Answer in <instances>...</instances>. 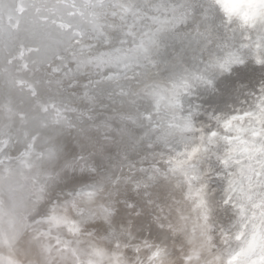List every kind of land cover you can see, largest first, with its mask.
<instances>
[{
	"label": "snow or ice",
	"instance_id": "6c2138e0",
	"mask_svg": "<svg viewBox=\"0 0 264 264\" xmlns=\"http://www.w3.org/2000/svg\"><path fill=\"white\" fill-rule=\"evenodd\" d=\"M96 7L99 11L95 14L103 24L98 25L96 34H90L88 39L109 49L119 40L121 47L114 53L97 55L99 49L92 43L74 40V45L85 46L81 51L69 52L76 61L75 66L68 62V57H62L65 63L50 69L51 77L60 86L59 91L69 93L67 97L61 96L59 107L52 105L56 110L55 123L65 121L71 127L73 119L82 122L86 114L94 119L92 113L97 106L103 105L105 100L115 103L119 98L122 104L115 109L116 116L103 120L97 132L105 141H115L116 137L101 129L111 127L121 136V147L128 160L124 166L129 168V175L121 176L119 181L113 179L109 149L95 137L90 138L88 145L80 141L79 153L61 147L49 137L37 155V144L44 133L39 130L26 133L20 140L11 125L0 127V166L5 170L15 161L30 168L28 159L37 155V159L53 165L55 179L72 184L68 192L56 186L46 196L37 197L45 202L35 208L33 221L46 224L47 235L63 245L64 250L69 241L61 239L59 233L53 235L54 229L67 228L77 245L86 244V249H73V255L78 251L83 254V259L78 257V264H104L105 256L107 264H174L165 241L152 244L145 241L149 253L146 258L139 255L135 260L127 258L125 233L132 235L135 223L130 226L117 218L121 207L133 213L140 208L137 219L144 216L149 202L155 204L156 201L148 195L146 201L130 202V193L145 196L154 185L165 187L167 180L179 173L188 182L185 200L191 199L190 207L196 215L192 233L199 232L201 237L200 247L185 253L186 259H200L203 251L210 250L209 241L215 230L219 233L220 247L204 264H264V0H115ZM108 12L115 19L109 21ZM129 12L135 18L132 23H129ZM117 19L128 29L122 35L116 34ZM136 20L140 21L139 25ZM177 43L180 51L168 61L170 66L164 67L158 78L152 75L149 65L160 68L158 61L163 58L162 53L170 46L175 51ZM189 52L192 64L185 59ZM20 55L23 57V52ZM109 64L116 69L115 76L122 74L121 69L131 70L134 75L143 69L140 74L152 82L127 91L121 89L119 93H106L111 84L121 83L109 74L112 71ZM92 69H96L95 73L88 75ZM250 71L261 74L255 83L247 79ZM122 75L124 80L129 79L127 71ZM221 85L230 88L235 100L247 104L248 108L233 107L231 112H226L218 107L211 111L204 107L221 93ZM29 88L33 95H38L34 84ZM163 100L167 101L171 114L165 113L163 122H157ZM144 101L147 107H143ZM140 107L149 115H144ZM153 108L154 114L151 113ZM69 112L76 113L75 118L68 116ZM114 119H119L124 128H116ZM145 120L149 121L147 125H144ZM197 120L208 125L207 129L198 128ZM128 121L144 125L143 135L137 138L131 134ZM212 127L222 130L223 135ZM153 131L155 135H149ZM177 133L185 139L192 133V144H185L184 151L176 146ZM17 141L25 146L23 150L17 148L18 155H13ZM129 149L140 155L148 167L138 168L128 157ZM214 183L219 187L218 198L212 189ZM221 209L225 213L234 209L227 223L216 219ZM152 216L154 219L148 221L149 226L158 225L173 235H189L187 224L180 223L190 220L183 210L175 220L169 218L167 222L160 213L153 212ZM97 224L103 230L102 235L99 231H89ZM85 234L88 240L81 239ZM98 236L114 248L106 251L97 243ZM188 242L193 243L191 239ZM3 245L7 249L5 264H19L7 234ZM136 252L139 254V247Z\"/></svg>",
	"mask_w": 264,
	"mask_h": 264
},
{
	"label": "water",
	"instance_id": "95a60500",
	"mask_svg": "<svg viewBox=\"0 0 264 264\" xmlns=\"http://www.w3.org/2000/svg\"><path fill=\"white\" fill-rule=\"evenodd\" d=\"M114 2L115 0H0V127L11 125L14 135H18L20 140H23L26 133H35L37 130L44 133L37 144V155L43 150L49 137L58 141L61 147L66 146L69 151L75 150L77 153L80 152V141L88 145L90 138L95 137L109 149L110 167L112 173L115 174L113 179L119 181L121 176L129 175V168L124 166L128 164V160L121 147V136L111 127L101 129V131H107L110 136L116 137L115 141L111 139L105 141L103 136L97 132V126L101 125L106 118L115 117V109L121 106L122 101L119 98L115 103L105 100L103 105L97 106L92 113L94 119L86 114L82 122H76L73 119L71 127L65 121L57 124L55 123L56 110L52 105L59 107L61 96L67 97L69 93H61L59 84L50 75L51 67L65 63L61 59L62 57H68V62H71L73 67L75 66L76 61L72 60L69 52L81 51L85 48L84 45H74L73 42L76 39H84L92 43L99 49L97 55L108 51L114 53L115 49L121 47L119 40L114 42L113 49H109L107 45H100L96 41L88 39L90 34H96L98 25L103 24L100 16L95 14L99 11L96 5L99 3L109 5ZM157 2H161V0H157ZM86 5H92V7H86ZM127 15L129 23H132L135 18L131 12ZM107 17L109 21L115 19L111 12L107 13ZM135 22L137 25L140 24L139 20ZM104 27L113 31L108 24H104ZM127 30L123 22L117 19L116 34L122 35ZM144 30L147 31L146 28ZM229 36L231 37V33ZM239 41L240 37L237 35L236 42L239 43ZM124 47H128V45ZM175 48L176 50L173 51L170 46L166 53H162L163 58L158 61L160 68L149 65L152 75L158 78L163 68L170 66L168 61L180 51V45L177 43ZM213 50H216L215 46H213ZM21 52H23V57L20 55ZM198 55L199 53H197ZM185 59L189 64H192V53L189 52ZM108 68L112 69L109 74L113 75L116 69L112 64H109ZM103 70L101 69V71ZM95 71L96 69H92L87 74L92 75ZM120 71L122 74L127 71L129 79L124 80L122 74L120 76L113 75V79L120 80L121 83L111 84V87L106 88V93H119L121 89L127 91L131 87H143L145 82H152L146 75L140 74L143 69H140L135 75L131 70L121 69ZM84 75L85 73L82 71L81 79ZM260 75L258 71H250L247 73V79L249 83H255L259 80ZM49 81L51 82L49 83ZM32 84L36 86L38 95H33L30 90L29 85ZM143 107H147V101L143 102ZM143 107H140L142 113ZM204 107H208L210 111L218 107L225 109L226 112H231L233 107L247 109L248 105L237 102L233 91L221 85V93L214 98L210 105H204ZM155 111V108L151 109L152 114ZM165 113L171 114L167 108V101L163 100L161 101V115L156 117L157 122H163ZM143 114L149 115V113ZM67 115L75 118L76 113L69 112ZM148 123V120L144 121V125ZM127 124L131 134L137 138L143 135L144 125L131 121H128ZM196 124L201 129L206 130L208 127L199 120L196 121ZM113 125L116 128H124V124L120 123L119 119H114ZM212 130L221 131L223 135L222 130L216 127H212ZM149 135H155V132H150ZM196 135L198 136L199 133ZM187 136L188 138L185 139L177 133L176 146L179 151L185 150V144H192V133H188ZM127 138L128 134L126 133L125 139ZM196 143L198 144L199 141L197 140ZM24 146L17 141L12 154L18 155L17 148L23 150ZM37 155L28 159V163L32 165L30 168L25 167L20 161L13 162L7 170L4 166H0V264H5L4 257L7 254V249L3 245L5 234L13 244V253L19 264H78V257L81 259L84 257L80 251L77 252V255H73V249H86V244L77 245L68 234L67 228L54 229L53 235L59 233L61 239L69 241L67 250H64L63 245H58L55 239L47 235L46 224L35 223L32 219L35 215V208L45 202L38 200L37 197L46 196L56 186L63 187L65 192L72 188V184H65L55 179L53 165L47 160L37 159ZM128 157L136 162L138 168L148 167V164L141 161V156L131 149L128 150ZM133 174L139 175V173ZM213 175H216L215 170ZM41 189L44 190L43 193ZM212 189L217 193L218 198V184H212ZM188 192V182L178 173L167 180L165 187L154 185L145 196H138L135 192L130 193V202L146 201L147 196L151 195L152 200L156 203L149 202V206L145 209V215L139 219H137V213L141 211L140 208H137L133 213L131 209L121 207L120 216L117 219L127 221L130 226L135 223V227L131 228L133 234L125 233L128 247L124 249V253L127 258L135 260L137 255L142 259L146 258L149 253L145 247V241L149 244L165 241L174 264H186L187 259L184 254L190 252L193 247H199V236L192 233V224L196 220V215L190 207L191 199L185 200ZM167 200L168 202H166ZM229 208L231 209V205ZM181 210L185 215L190 216V220L180 221L181 224H187L188 236L173 235L167 232L166 228L161 230L155 224L149 226L148 221L154 219L153 212L160 213L167 222L169 218L175 220ZM233 211L234 209L225 213L221 209L216 218L217 221L227 223L228 217L232 215ZM89 231H99L101 235L103 232L99 224L90 228ZM81 239L88 240L89 237L85 234ZM96 239L97 243L105 247L106 251L114 248V245H109L107 240L101 239L99 236ZM189 239L193 241L192 244H189ZM218 242L219 233L214 230L209 241L212 245L211 253L213 245ZM137 247L140 249L139 254L136 252ZM109 254L111 253L109 252ZM203 258L201 255V259ZM102 259L104 264H107L108 257L105 256ZM193 260L190 264H204L200 259L194 258Z\"/></svg>",
	"mask_w": 264,
	"mask_h": 264
},
{
	"label": "bare ground",
	"instance_id": "6f19581e",
	"mask_svg": "<svg viewBox=\"0 0 264 264\" xmlns=\"http://www.w3.org/2000/svg\"><path fill=\"white\" fill-rule=\"evenodd\" d=\"M166 202H168V200L166 201ZM195 235H198L199 237H198V246L200 247V243H201V237H200V233L199 232H196L195 233ZM192 236V235H191ZM193 237V236H192ZM198 247V248H199ZM219 247H220V245H219V242L217 243V244H215V245H213V248H212V253H214V252H216V250L218 251L219 250ZM178 252H179V249H178ZM180 252H182L181 250H180ZM211 250L209 251V250H206V251H203L202 252V256L204 257L203 259H201L200 258V260L201 261H203V263L205 262V260H207V259H210L211 258ZM194 261V260H193ZM186 264H190V263H192L191 261H186L185 262Z\"/></svg>",
	"mask_w": 264,
	"mask_h": 264
}]
</instances>
